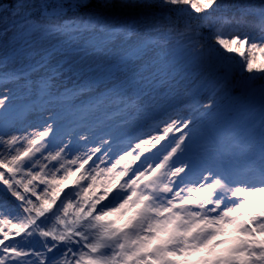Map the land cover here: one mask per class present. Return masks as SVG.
Masks as SVG:
<instances>
[{"label":"snow or ice","instance_id":"snow-or-ice-1","mask_svg":"<svg viewBox=\"0 0 264 264\" xmlns=\"http://www.w3.org/2000/svg\"><path fill=\"white\" fill-rule=\"evenodd\" d=\"M0 264H264V0H0Z\"/></svg>","mask_w":264,"mask_h":264}]
</instances>
